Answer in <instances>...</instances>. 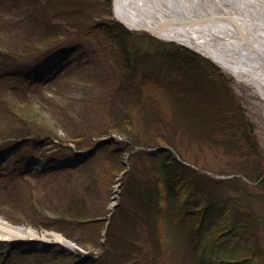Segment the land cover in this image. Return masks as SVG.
Wrapping results in <instances>:
<instances>
[{"label":"trees","instance_id":"obj_1","mask_svg":"<svg viewBox=\"0 0 264 264\" xmlns=\"http://www.w3.org/2000/svg\"><path fill=\"white\" fill-rule=\"evenodd\" d=\"M28 1V8H36L37 1L14 0V3L20 5ZM111 1H40L42 4L34 9L37 22L45 21L52 13L55 17H62L61 22H66L67 27L76 22L73 27L102 29L107 37L98 52L102 54V59L103 55L106 56L103 61L107 64H93L91 58L86 61L91 55L89 50L86 55L74 56V65L68 61L47 79L29 77L27 63L63 44L59 41L60 32L48 28L34 38L17 30L12 32L11 24L16 25L18 18L0 9V66L15 61L11 68L7 66L0 72L1 135L5 139H18L20 144L15 148L20 151L21 159L30 157L32 149L43 145L44 138L49 143L56 140L57 145L64 146L61 149H77L84 154L73 165L50 168L47 173L40 169L32 172L31 177L37 184L41 178L46 180V186L51 189L50 200H56L48 208L50 214H43V206L37 202L22 206L15 201L14 184L6 191L4 188L3 192L0 191L1 202L12 203V210L35 219L32 220L35 226L40 227L39 221L87 249L104 248L105 257L111 263L126 264L134 258L137 247L127 234L131 232L133 235L136 223L143 220L156 239L153 242L156 252L147 264H158L157 257L174 247L178 238L188 244L190 264H264V214L256 212L250 206L252 204L245 203L251 198L264 203V194L262 198L248 193L251 189L264 190V162H258L248 174L239 171L231 176L215 177L178 158L171 151L176 148L171 135L165 137L159 133L155 136L154 146L136 141L132 144V148L138 146L134 151L131 148L128 150L131 144L122 145L111 138L114 133L124 137L133 133L130 110L143 97L145 80L149 79L161 85L173 99L175 129L187 131L196 126L207 131L216 127V130L221 128L219 131L224 132L222 141L225 144L236 146L242 143L255 148L257 143L253 139L251 122L244 116L228 79L217 65L182 45L159 42L148 33L139 35L112 19L101 20L103 16L110 17ZM25 11L27 9L17 14ZM99 67L102 70L98 71ZM97 80H105L107 84L103 86L106 85L104 88L108 96L102 99L107 100L104 106L110 109L105 120L111 123V127H99L98 134L92 126L75 123L77 119L73 115L80 114L75 109L78 103L88 105L93 102L88 94L92 93V87H96ZM80 84L83 91L86 89L85 94L80 102L73 103L72 100L73 109L60 121L61 126L53 119L48 118L47 121L38 115L39 111L46 110L52 117L53 98L58 96L67 104L64 102L67 88ZM120 91L126 97L120 94L122 104L114 111V94ZM58 127L63 130L64 136L59 134ZM170 130L173 128L170 127ZM128 152L129 171L125 170L123 163V157ZM99 157L110 163L109 170L105 171L108 177L124 171L127 180L120 193V202L109 218L107 203H98L100 198L92 191L95 177L92 165ZM14 174L15 171L9 179ZM28 185L30 194L32 189ZM103 223L106 225V247L101 242ZM85 225H91L92 230L87 233ZM42 255L38 259L39 264H71L79 260L80 254L78 251L75 255L65 254L56 249ZM82 256L87 259V255ZM129 264L143 263H134L133 259Z\"/></svg>","mask_w":264,"mask_h":264},{"label":"rangeland","instance_id":"obj_2","mask_svg":"<svg viewBox=\"0 0 264 264\" xmlns=\"http://www.w3.org/2000/svg\"><path fill=\"white\" fill-rule=\"evenodd\" d=\"M32 1L33 3L37 1L35 5L36 8H28V6H30L29 1L27 3L15 5L14 0H0V9H4V12L9 16L15 14L14 17L18 18L19 22L16 23V25L11 24L12 32L17 30L25 36L30 35V37L34 38L50 28L52 31L57 30L60 32L59 41L64 43H59L60 45L56 46L54 49L52 48L53 50L49 49L31 61H28V67L26 70L29 77H40L44 79L51 78L62 68V66L66 65L68 61L73 64V57H78L81 54L86 55L91 53L86 61H89L91 58L93 64H107L103 61L106 56L103 55L104 58L102 59V54L98 53L99 48L105 44L107 40L102 29L89 30L90 28L87 27H73L76 25V22H71V27H67L65 25L66 22H61V20H63L61 19L62 17H55L52 13H49V17L45 19V21L37 22L34 9H37L42 3L40 4L41 0ZM201 1L204 2L208 9H213L214 11L231 10V6L225 1ZM218 1L220 3L217 4ZM19 8L22 11L27 9V11L23 14H17L22 12ZM100 19L103 21L108 19L113 20L112 10L110 17L103 16ZM136 33L140 35L147 32L137 31ZM158 40L159 42L176 43L184 46L174 40H163L160 38ZM184 47L191 50V48H188L187 46ZM192 51L195 50L192 49ZM198 54L208 58L217 65L228 79L229 86L233 94L236 96L239 106H241L244 111V116L247 117L253 126V139L257 142L255 143V148H253L254 146L252 145H244L242 143L236 146H234L235 144L230 145L223 143L222 139L225 138V135L224 132L219 131L221 128L216 130V127H213L212 129H207V131L205 128H198L196 126H191L187 131L175 129L174 124L176 119L172 110V105L174 104L173 99L169 97L166 90L161 85L158 86L149 79L145 80L143 97L137 102V104L133 105L130 110L133 119V133L128 135L129 137L114 133L111 134V138L120 142L122 145L125 143L131 144V147H129L128 150L131 148V150L134 151L138 148V146L132 148V144L136 141L146 144V146H154L156 145L155 136H159V133H162L165 137L171 135L175 143L174 146L176 147L172 148L171 151L177 155L178 158L181 157L189 161L186 163L193 165L208 175L225 177L231 176L233 173L239 171L248 174L258 162H264V93L259 91L251 81H244L240 78H236L232 73L215 63L206 55L201 53ZM14 62H6L3 66H0V72L7 66V68H11ZM100 70H102V67H99L98 71ZM104 83L106 84L105 80H97L96 87H92V90L90 89L92 93L88 94V98L93 99V102L88 103V105H83V103L79 101L86 91V89H84V91L82 90L83 85L80 84L75 87L72 85L69 86L66 91L67 94L64 102L67 104H64L60 97L55 96L51 104L53 108L50 109L54 110V112H52V117L49 113L50 111L48 112L46 110L39 111L38 115L47 121L49 120L48 118L53 119L57 122L58 126H61V122L68 114L70 115V111L73 109L74 105L71 106L72 100L73 103L77 101L80 103H78V106L75 109L80 114L73 113L77 119L75 123L80 122L86 127L92 126L95 133L98 134L99 132L97 130L99 127L102 128L105 125L111 127V123H108V121L105 120L110 109L107 105L104 106L107 100L103 101L104 99H102L108 96V91L104 88L107 84L103 86ZM111 83L116 84L113 80H111ZM72 87L74 88L72 89ZM120 94L123 97H126L125 93L122 91H120L119 94H114V111L117 110L115 107L121 106L122 104V97ZM5 98L7 99V94L5 95ZM15 109H17V107H15ZM18 113L20 114V112ZM2 127H0V174L2 175L0 178V191L3 192V188L6 191V189L13 186L11 184H14V188H16L14 195L15 201L21 203L22 206L37 202L43 206V214H50L51 211L48 208H51V204L56 200H50L51 196L49 197V191H51V189L46 186V180L44 181L43 178H41L37 184L35 179L31 177L32 172L40 169L45 170L47 173L50 171L48 170L50 168L73 165L78 163L84 154L77 149H73L72 151L61 149L62 145H57L59 143H55L56 140L49 143L50 141L44 138L42 139L44 142L43 145L37 149H32L30 157L21 159L19 157L20 151L15 148L20 144L18 139L11 137L5 139V136L1 135L3 130ZM170 127H172L173 130H170ZM58 129L60 130L59 134L64 136V132H62L63 130L59 127ZM210 130H212L213 133H209ZM104 137L107 138L106 136ZM104 137H101V139ZM208 137H210L211 140ZM29 138L32 137L30 136ZM206 138L207 140H205ZM70 147H72V144H70ZM129 153L130 152L125 153L123 157V163L125 165V170L127 171L131 168L130 165H128ZM256 153L259 155H256ZM259 159H261V161H259ZM109 168V161L104 160L101 157H99L92 165V169L95 172V184H92V191L93 193L95 192L98 194L100 198L98 203H107V208L110 210L107 214V218L110 217L116 204L120 202V193L127 181L124 176V171L115 176L112 174L108 177L105 174V171L109 170ZM13 171H15V174L12 179H9V175H11ZM238 175L243 176L241 173H238ZM5 176H7V178H4ZM28 184H30V190L32 189L30 194ZM263 192L264 190L251 189L248 193L253 196L258 194L263 198ZM249 200L250 201L248 202L245 201V203L249 205L252 204L250 206L254 207L256 212L264 214V203L262 201L259 202L252 198ZM11 208L12 203H9V205L2 203L0 197V230H5L2 225H8L11 228L18 229L20 233L25 234L30 232L33 237L27 238L28 236H21L9 240L0 239V264H39L38 259L43 257L42 254H50L56 249L65 254L74 255L76 251H78L80 254L79 260L74 261L71 264H81L82 262V264H89V262H92L93 264H116L115 262L111 263L110 259L105 257L104 248L87 249L80 246L74 241L66 238L59 231L45 227V225L41 224L39 221L37 222L40 227L33 225L35 219H31V217L27 216L25 213H20ZM6 216L8 218L12 217V219H8ZM137 219L139 218L137 217ZM103 226V230L100 232L102 239L101 242L102 245L106 247L104 239L105 223H103ZM85 228L87 233L92 230L91 225H85ZM57 235L64 237L72 245L59 242L56 239ZM127 236L130 241L135 243V247H137L133 253L134 263H149L147 260H151L152 255L156 252V244L153 243L156 239L151 235L150 226L145 221L139 220V222L136 223L133 235L130 232ZM132 236H134V238ZM173 245L174 247L167 250V252L165 251L164 254H160V256L158 254V264H162L163 262L164 264H190V251L187 242L178 238V241L176 240V243ZM82 255H87V259ZM133 259L127 261L126 264L132 262ZM81 260L83 261L80 263Z\"/></svg>","mask_w":264,"mask_h":264},{"label":"bare ground","instance_id":"obj_3","mask_svg":"<svg viewBox=\"0 0 264 264\" xmlns=\"http://www.w3.org/2000/svg\"><path fill=\"white\" fill-rule=\"evenodd\" d=\"M169 1L117 0L114 16L136 26H154L168 16L187 18L212 12L229 14L238 25L223 18L177 23L158 33V36L177 41L206 55L236 78L251 81L264 93V55L259 53V50L264 52V0H221L231 6V10L223 11L208 9L201 0ZM2 226L5 230H0V239L33 237L30 232L24 234L8 225ZM56 237L59 242L72 245L64 237Z\"/></svg>","mask_w":264,"mask_h":264},{"label":"water","instance_id":"obj_4","mask_svg":"<svg viewBox=\"0 0 264 264\" xmlns=\"http://www.w3.org/2000/svg\"><path fill=\"white\" fill-rule=\"evenodd\" d=\"M116 1L117 0H112V9H111L113 19L116 22H118L122 26L127 27L133 31H146L156 37H158V33H160L166 28H169L171 25L177 24V23H197L199 21H214L216 19L223 18V19L230 20L231 22H235V24L238 25L236 20L233 17H231L229 14L212 13V14H205V15H200V16H191L187 18L185 17H166V18L161 19V21L157 25H154V26H136L135 24H132L130 22H124L120 19L115 18L113 10H114ZM259 53L261 56L264 55V52H260V50H259Z\"/></svg>","mask_w":264,"mask_h":264}]
</instances>
